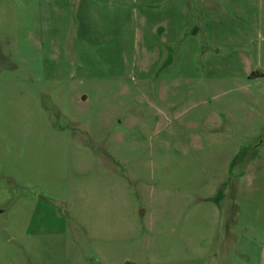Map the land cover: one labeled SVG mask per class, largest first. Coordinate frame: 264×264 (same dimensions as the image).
<instances>
[{"label":"rangeland","instance_id":"rangeland-1","mask_svg":"<svg viewBox=\"0 0 264 264\" xmlns=\"http://www.w3.org/2000/svg\"><path fill=\"white\" fill-rule=\"evenodd\" d=\"M0 264H264V0H0Z\"/></svg>","mask_w":264,"mask_h":264},{"label":"crops","instance_id":"crops-1","mask_svg":"<svg viewBox=\"0 0 264 264\" xmlns=\"http://www.w3.org/2000/svg\"><path fill=\"white\" fill-rule=\"evenodd\" d=\"M85 97L83 96V99H84ZM143 213V212H142ZM113 218H115V216H116V210L114 209V210H112V215H111Z\"/></svg>","mask_w":264,"mask_h":264}]
</instances>
